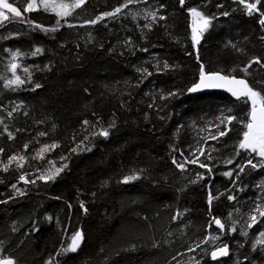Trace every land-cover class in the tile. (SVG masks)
Instances as JSON below:
<instances>
[{"label": "trees", "instance_id": "16d2710c", "mask_svg": "<svg viewBox=\"0 0 264 264\" xmlns=\"http://www.w3.org/2000/svg\"><path fill=\"white\" fill-rule=\"evenodd\" d=\"M124 2L86 0L59 25L60 18L42 8L24 13L31 25L20 18L0 25V77L12 78L6 50H19L25 55L15 61L21 65L17 75L26 80L6 88L0 79V147L5 149L0 159L6 162L13 153L28 157L23 168L14 163L9 171L0 170V258L16 264H46L51 258L54 264H264V243H258L264 217L254 211L256 204L264 208V167L245 166L236 177V165L255 156L238 148L241 123L234 120L225 136L211 139L225 127L218 119L222 111L244 120L248 105L226 92L187 91L198 80L201 63L206 70L236 69L233 75L241 78L240 69L252 57L264 60L259 13L248 16L233 0H185L183 6L179 0H137L116 17L86 23ZM14 6L26 7L20 0ZM189 7L213 17L196 45ZM258 7L264 11V0ZM153 11L156 20L147 15ZM36 48L43 51L32 56ZM249 73L252 83L264 77V68L253 64ZM84 120L90 122L87 130ZM101 128L107 137L93 135ZM39 131L48 135L37 137ZM53 142L59 147L44 159H32L41 144ZM180 152L189 159L199 156L211 173L198 164L178 169L172 159L181 160ZM48 161L68 167L54 180L37 179L49 169ZM228 171L233 177L223 175ZM23 173L35 183L19 180ZM129 175L138 178L124 182ZM209 192L216 197L211 204ZM252 215L257 223L249 228ZM214 218L224 223L223 230ZM76 231L83 235L79 247L63 252ZM223 245L230 253L217 262L210 253Z\"/></svg>", "mask_w": 264, "mask_h": 264}, {"label": "snow or ice", "instance_id": "6c2138e0", "mask_svg": "<svg viewBox=\"0 0 264 264\" xmlns=\"http://www.w3.org/2000/svg\"><path fill=\"white\" fill-rule=\"evenodd\" d=\"M22 5H26V7H23V10H21V7L14 6L16 3V0H0V25H3L5 22L11 23L12 21L16 20L17 18H20L21 22H27L30 25L33 24L31 20H24V13L32 12L35 10H38V8H42L44 11H50L55 13L57 17L60 19L57 20V25L60 24V20H66L67 17L72 16L76 9L81 8L85 3L86 0H39V4L37 3V0H20ZM137 0H125L123 4H121L119 7L115 8L112 12H104L102 15L96 16L94 19L87 20L86 23L95 25L100 21H103L106 17H116L119 13L122 12L123 9L128 8L130 4L136 3ZM208 3H211V0H207ZM234 3H238L239 5H242V11H244L248 16H252L255 13H259V19L258 23L261 26L262 30H264V11H261L258 5L261 4V0H233ZM179 3L183 6L185 4V0H179ZM217 8H223V4H217ZM189 14L192 18V25H191V39L194 43V45L199 44L200 39L204 33V31L209 27L211 19L213 18L210 15H206L204 11H201L199 7H189L187 9ZM223 16H228L229 13L227 11H224L221 13ZM148 16H151L153 20H156L157 13L155 11L149 12L147 14ZM147 19V16L145 17ZM159 19L163 20L165 19L164 16H160ZM36 28H39L43 31H56V28L52 29H46L43 28L42 25L35 24ZM70 27L72 25H69ZM145 27H150V25H145ZM261 40L264 41V36L261 37ZM235 47V45H232ZM9 51V54L11 56V61L8 64V70L12 73V78L7 79L4 77H0V79L4 80V87L6 88H19L21 85L25 84L26 80L22 79L19 75H17V69L21 67L18 63L15 61L18 57H21L25 55L24 53L20 52L19 50ZM43 50L41 48H36L35 51L31 53L32 56H36L40 54ZM253 64L259 65L261 68H264V60L261 59V57L256 56L252 57L251 60L240 69V71L244 74L243 77L237 78L236 75H233L234 72H236V69H230L227 73H225L223 70L218 71H212V70H206L203 63L199 65V76L198 80L194 81L192 85L187 89L188 92H198L204 89H224L227 92H229L233 97L236 98V100L241 101L245 105H248V110L246 112V116L244 120H240L235 115H223L222 111V118L220 119V124L225 125L224 129H219L216 135H212L211 139L217 140L219 137H223L227 134L228 131H231L229 128V125L232 124V122L235 120L238 123H241L243 125L244 131L242 132V139L238 142V148L241 150L248 151L252 154H255V156H250L246 160V165L237 164L236 169L238 171L236 172V177H239V173L244 171L245 166H251L252 168H259L264 167V77H261L259 80H254L252 83H249V80L247 77L251 75L249 73V69L252 68ZM164 67H168V65L165 63ZM23 72L27 76V80H31V73L29 71L28 67H24ZM138 71H144L146 72V69ZM151 75V73H148ZM36 88H39L40 85H35ZM176 92H169L167 96H176ZM167 98V97H162ZM250 102V103H249ZM149 107H152V105H149ZM16 109L14 108L13 111ZM229 113H231V109H227ZM9 116L12 115V112L8 113ZM3 121H0V124H2ZM97 123H99V120H97ZM83 126H85V130H87V126H89L90 122L88 120H84L82 122ZM95 125H93L94 127ZM55 127V126H53ZM5 130H7V126H5ZM17 131H21L20 129H17ZM48 133L45 131H39L37 133V137H45ZM93 135H101V136H108V130L101 128L99 132L93 133ZM8 138L9 139H15V136L12 132H8ZM88 137L85 136L84 140H87ZM35 142L37 144L40 143L39 139H36ZM29 143H32L31 141ZM29 143H25L23 145V148L25 151L29 148ZM84 141L81 140L80 144L77 145V148H80L81 145H83ZM57 147H59V144L57 142H53L51 144H41L39 149L35 150V155L32 156V159H36L39 157L40 159H44V154L46 152H50L55 150ZM77 149L74 148L73 151H76ZM91 150V149H88ZM5 149L0 147V156L3 155ZM197 152H199L200 156L205 155V150L203 148H197ZM193 156H195V153H192ZM236 155H239L237 152ZM181 160H177L176 157H173L172 163L181 171H184L186 169L187 164H198L200 168H204L207 170V172L211 173L212 168L200 161L199 156H195V158L189 159L184 155L183 152H180ZM255 157H259V161L256 163H253V160ZM28 157L25 155H21L19 153H13L11 155L7 156V160L0 159V170L7 172L9 171V168L15 163L16 168H23L24 162ZM65 157H61V160H65ZM227 164H232L233 160L228 159L226 161ZM48 164L50 165L49 169L46 172H43L40 176L37 177V179L40 180H54L61 172H63L67 167V163H62L59 167L55 165L54 161H48ZM233 171H236L235 169ZM233 171H228L223 173V175L227 177H233ZM28 174L23 173L19 176V180L24 181L25 183H35V180H29L27 178ZM197 176L199 179H204L203 173H197ZM138 177L136 175H129L124 178V182H128L130 180H135ZM195 183L196 181H192ZM235 182V181H233ZM0 183H3L2 180H0ZM13 189H16V191L19 194H23L20 189L17 188L15 184L11 186ZM95 195V193H93ZM211 192H209L208 195V203L211 204L212 200L215 199ZM229 200L235 199L234 196L229 195ZM71 207V205H69ZM80 207L87 212V208L84 205V202H80ZM254 211L260 216L264 217V208L260 204H256L254 206ZM177 215H180L179 213ZM47 219L51 220L52 217H47ZM175 219V217H174ZM251 223H249L247 226L249 228L252 227L253 224L257 223V215H252L250 217ZM214 223L220 228L224 229L225 225L221 222L220 219L214 218ZM39 229H36L38 231ZM233 232L236 231L235 228L231 229ZM261 240L258 241V243H264V232H261ZM83 239V235L80 231H76L74 235L71 237V244L67 247L62 249L63 252H75L77 248L79 247L80 241ZM213 239H219V237H213ZM154 247L158 246L156 244L153 245ZM197 248L200 247V244L196 245ZM189 251H195L194 248H189ZM211 258L213 260L217 259L218 256H227L228 255V246H217L215 250L211 251ZM0 264H16V261L8 256H5L3 258H0ZM46 264H54V258L49 259ZM196 264H199V261H196Z\"/></svg>", "mask_w": 264, "mask_h": 264}, {"label": "water", "instance_id": "95a60500", "mask_svg": "<svg viewBox=\"0 0 264 264\" xmlns=\"http://www.w3.org/2000/svg\"><path fill=\"white\" fill-rule=\"evenodd\" d=\"M215 91H217V92H226V93H228L229 95H231L229 92H227L226 90H224V89H204V90H201V91H198V92H193L194 94H202V93H210V92H215ZM232 96V95H231ZM233 97V96H232ZM233 98H235V97H233ZM236 99V98H235ZM220 256H218L217 257V260H220V258H219Z\"/></svg>", "mask_w": 264, "mask_h": 264}, {"label": "bare ground", "instance_id": "6f19581e", "mask_svg": "<svg viewBox=\"0 0 264 264\" xmlns=\"http://www.w3.org/2000/svg\"><path fill=\"white\" fill-rule=\"evenodd\" d=\"M229 253H230V248H229V246H228V255H229ZM227 255V256H228ZM227 256H220L219 258H220V260H217V259H215V261H221V260H223L225 257H227Z\"/></svg>", "mask_w": 264, "mask_h": 264}, {"label": "rangeland", "instance_id": "374dc122", "mask_svg": "<svg viewBox=\"0 0 264 264\" xmlns=\"http://www.w3.org/2000/svg\"><path fill=\"white\" fill-rule=\"evenodd\" d=\"M37 3L39 4V0H37Z\"/></svg>", "mask_w": 264, "mask_h": 264}]
</instances>
